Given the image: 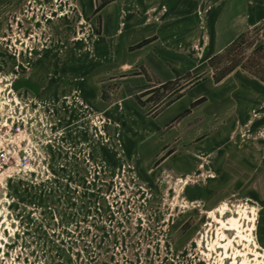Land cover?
I'll use <instances>...</instances> for the list:
<instances>
[{
    "label": "rangeland",
    "instance_id": "rangeland-1",
    "mask_svg": "<svg viewBox=\"0 0 264 264\" xmlns=\"http://www.w3.org/2000/svg\"><path fill=\"white\" fill-rule=\"evenodd\" d=\"M0 264H264V0H0Z\"/></svg>",
    "mask_w": 264,
    "mask_h": 264
}]
</instances>
